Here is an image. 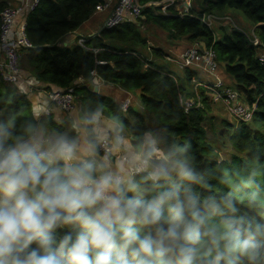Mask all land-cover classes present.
<instances>
[{
    "label": "trees",
    "instance_id": "16d2710c",
    "mask_svg": "<svg viewBox=\"0 0 264 264\" xmlns=\"http://www.w3.org/2000/svg\"><path fill=\"white\" fill-rule=\"evenodd\" d=\"M139 1L144 20L130 17L113 28L77 36L74 45H65L63 37L79 30L105 0H40L26 14V33L33 46L21 51L23 74L47 84V93L74 87L88 141L95 146L93 116L101 113L117 122L116 134L130 137L137 155L152 162L153 172L160 167L169 169V177L159 183L145 172L127 179L145 197L182 184L199 198L209 225L215 224L220 235L217 244L203 237L197 264H217L218 252L223 253L218 264H264V64L258 58L264 49V0H197L199 7L191 6L185 12L176 8L178 0L166 12L163 6L154 5L163 0ZM231 12L252 23L260 44H254L253 34L238 26L214 29L204 20L208 15L225 17ZM144 21L166 31L170 38L213 49L230 81L221 80L253 109V117L249 121L237 120L232 114L230 119L216 118L213 90L197 85L204 80L195 68H183L179 76L149 60V51L157 57L164 51L149 44ZM80 38H84L83 44ZM94 78L129 92L139 90L142 108L132 105L124 110L112 97L90 89L88 84ZM187 100H195L196 105L187 108ZM0 126L14 134L29 126H42L49 131L48 140L64 136L77 143L78 131L72 119L58 122L50 111L38 117L30 94L3 80L1 73ZM214 134V138L210 136ZM224 140L234 149L228 159L221 158L215 144ZM177 163L190 167L196 181H181L174 170ZM213 205L219 211L214 212ZM226 220L239 228L241 241L255 247L247 251L229 247L222 235L227 230Z\"/></svg>",
    "mask_w": 264,
    "mask_h": 264
},
{
    "label": "clouds",
    "instance_id": "9594fccd",
    "mask_svg": "<svg viewBox=\"0 0 264 264\" xmlns=\"http://www.w3.org/2000/svg\"><path fill=\"white\" fill-rule=\"evenodd\" d=\"M95 155L91 142L80 147L64 136L45 140L32 126L21 134L0 126V264H197L203 237L218 243L219 229L189 189L173 185L145 197ZM174 170L196 181L186 164ZM169 175L160 167L152 179ZM225 222L229 247H255Z\"/></svg>",
    "mask_w": 264,
    "mask_h": 264
},
{
    "label": "built area",
    "instance_id": "2783aa9c",
    "mask_svg": "<svg viewBox=\"0 0 264 264\" xmlns=\"http://www.w3.org/2000/svg\"><path fill=\"white\" fill-rule=\"evenodd\" d=\"M39 2L40 0H24L23 7L7 6L0 13V73L5 81L17 85L25 81L21 66V51L33 45L26 33V21L16 31L13 30V26L20 12L25 11L27 13L34 10ZM109 8H111V13L106 19L104 27L113 28L126 22L130 17H141L143 5L139 0H105L98 7L97 11ZM226 18L229 17L208 15L204 20L207 24L212 25L215 20L222 21ZM251 40L256 45L260 44V39L255 34H253ZM79 43L83 44L84 38H80ZM258 58L264 64V49L259 51ZM178 61L182 68L196 67L213 76L217 75L216 71L219 67V62L216 59L215 51L211 48H205L198 43L187 47ZM197 85L212 89L214 101L224 103L229 112L237 120L249 121L253 117V109L239 100L238 94L231 87L226 86L218 76H216L214 82L203 81ZM47 95L49 100L64 112H72L77 108V96L75 95L74 87H70L67 90H53L48 92ZM130 103L131 100L126 99L121 104V107L126 110L130 106ZM185 104L189 108L194 106V104L196 105V101L187 100ZM200 105V103L197 104V106ZM49 111V109H46L44 113H48ZM98 148L106 162L119 161L131 175L143 172L150 173L151 176L153 174L152 162L148 158L140 156L132 158L129 155L119 156L114 142L108 134L98 139ZM118 174L122 177L120 173Z\"/></svg>",
    "mask_w": 264,
    "mask_h": 264
},
{
    "label": "crops",
    "instance_id": "0c3cea01",
    "mask_svg": "<svg viewBox=\"0 0 264 264\" xmlns=\"http://www.w3.org/2000/svg\"><path fill=\"white\" fill-rule=\"evenodd\" d=\"M6 6L23 7L24 0H0V12L2 8ZM110 13H111V8L96 11L91 16V18L81 26L79 30L75 32H71L67 34L66 36H64L63 39L61 40L62 43L65 45H74L77 36L87 37L92 34L98 33L105 26L106 19L108 18ZM26 14L27 13H25V11L20 12L19 16L17 17L14 23L13 30L16 31L19 28V26L23 22L26 21ZM252 28L254 30V27ZM253 30H252V34H254ZM149 44L152 45V42L150 41ZM187 46L189 47V45ZM146 56L148 57L149 60L154 61L156 64L161 63L159 65L165 66L166 68L170 69L174 74L177 73V70H175L176 67L179 68L181 72L183 70V68L180 67L179 65L178 59H174L175 58L174 56H173L174 58L172 59L170 55H167L166 56L167 59L163 60L162 57H157L150 51L146 53ZM178 56H180V53ZM168 62L170 63V65L168 64ZM194 68L195 70L198 71L199 75L201 76V79H203L204 81L214 82L216 80V76H218L221 79H224V81H227V82L230 81L225 73H219L218 71H216L217 75L213 76L211 74L206 73L205 71H202L199 68H196V67ZM92 84L98 86L99 93L112 97L117 102H119V104H122L126 99H130L131 100L130 106H132L134 102H136L138 103L139 109L142 108V105L139 100V93H140L139 90L135 92H129L123 89L122 87H120L119 85L107 83L99 78H94V80L92 81ZM18 86L21 88L23 92L30 94V96L32 97L33 103L35 105V112L38 117H40L45 112L46 109H49L50 112L54 114L55 119L58 122H61L66 117H69L70 119H72L74 126L78 131L77 144L80 147H84L88 143H90L88 141V135H87V130H86L87 124L80 117L79 107H77L75 110H73L70 113H65L64 111L60 110L57 106H55L49 100V97L47 95V89H46L48 85L37 81L34 77H30V76L25 77V81ZM54 90H58V89H54ZM230 114L231 113L229 112L228 108L222 102L216 101L214 105V115L216 116V118L227 117L230 119L232 117ZM93 119H94L93 131L96 134L97 144H98V138H99L97 136L98 134L100 133H104L108 135L111 134L112 138L114 137L113 142L116 148V152L119 156L129 155L132 158L138 157L137 153L134 151L130 137L126 136L124 133H121V134L115 133V130H117L118 128L117 122H115L114 120L110 118H107L101 113L95 114L93 116ZM38 130L43 134L44 139L48 140L49 131L42 126L39 127ZM78 155H80V153H78ZM95 159L99 162L105 163L107 166L106 170H112L113 172H118V173L119 171H117V169L122 170V171L127 170L126 168L121 169V167H124V166L119 161L113 160L112 162H109V161L106 162L103 159L101 152L99 151V148L97 146H96ZM127 173L129 172L127 171ZM129 176L131 177L130 173H129Z\"/></svg>",
    "mask_w": 264,
    "mask_h": 264
},
{
    "label": "rangeland",
    "instance_id": "374dc122",
    "mask_svg": "<svg viewBox=\"0 0 264 264\" xmlns=\"http://www.w3.org/2000/svg\"><path fill=\"white\" fill-rule=\"evenodd\" d=\"M174 3H175V0H163L161 2H154V5L163 6L162 9H163L164 12H166V8L169 5L174 4ZM175 4H176V8L180 12L187 11L191 6L194 7L195 9L199 7L197 0H178V1H176ZM231 13L232 14H226V16H228L229 18H226V19H224L222 21L215 20L213 22V24H212L214 29H219L221 26H225L226 28H230V27L233 28V26H235V27L238 26L239 29L240 28L244 29V31L247 34H252V30H253L252 23L250 21L246 22V20L243 19L242 16L236 14L237 12L236 13L231 12ZM139 19L144 20V15L142 14L141 17H139ZM144 23H146L144 25V27L146 28L145 34L148 36V38L152 42V45H154L155 47H161L163 49V51L165 53V54L163 53L162 56H161L163 58V60L167 59L166 58L167 55H170L172 57V59L175 57L174 59H178L179 60V59H181L182 52L185 50L186 47H188L187 45L191 46L189 44V42L187 40H185V39H173V38H170L166 31L160 29L159 27L155 26L154 24L147 23L145 21H144ZM179 53H180V56H178ZM159 64H161V63H159ZM159 64H157V65H159ZM168 64L170 65L169 62H168ZM175 70H177L176 75L181 76L182 72L180 71V69L176 67ZM217 71L219 73H224L223 66L220 65L218 67ZM220 71H222V72H220ZM133 105H134V107L139 108L138 107V103L134 102ZM77 107H78V104H77ZM65 113H70V112H65ZM217 128H213L212 130L216 132ZM102 134L105 135L104 133H100L97 136L100 138V137L103 136ZM210 134H212V133H210ZM215 134L214 135H210V136L214 138L216 136ZM149 138L151 139L150 135H149ZM215 144L218 146V148L220 150L221 158L228 159L234 153V149L232 148V146L226 140H224L223 142H216L215 141ZM138 156H140V155H138ZM123 168L125 169V166L121 167V169H123ZM117 171H119V173L122 175V177H123V179L125 181L127 179H129L130 176H129V173H127V170H123L122 171V170L117 169Z\"/></svg>",
    "mask_w": 264,
    "mask_h": 264
},
{
    "label": "water",
    "instance_id": "95a60500",
    "mask_svg": "<svg viewBox=\"0 0 264 264\" xmlns=\"http://www.w3.org/2000/svg\"><path fill=\"white\" fill-rule=\"evenodd\" d=\"M89 88L93 89L95 92H98V86L94 85V84H89Z\"/></svg>",
    "mask_w": 264,
    "mask_h": 264
}]
</instances>
